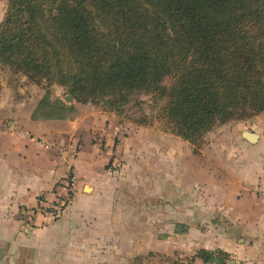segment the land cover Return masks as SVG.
<instances>
[{
	"label": "crops",
	"instance_id": "0c3cea01",
	"mask_svg": "<svg viewBox=\"0 0 264 264\" xmlns=\"http://www.w3.org/2000/svg\"><path fill=\"white\" fill-rule=\"evenodd\" d=\"M36 97L18 94L0 108V264H264L261 136L251 143L243 130L234 136L232 150L193 154L195 179L175 188L163 204L150 199L145 211L134 201L114 205L120 208L116 232L105 239L118 243L106 242L103 249L93 225L94 207L101 210L94 196L102 190L103 175L105 197L112 195L117 184L109 182L104 165L124 155L122 145L111 144L110 115L74 103L73 119H33ZM70 178V202L58 217L34 212L66 197ZM112 208L105 202L109 229L115 222ZM198 250L226 256L203 261Z\"/></svg>",
	"mask_w": 264,
	"mask_h": 264
},
{
	"label": "trees",
	"instance_id": "16d2710c",
	"mask_svg": "<svg viewBox=\"0 0 264 264\" xmlns=\"http://www.w3.org/2000/svg\"><path fill=\"white\" fill-rule=\"evenodd\" d=\"M0 63L82 104L163 100L159 119L198 155L217 124L264 113V0H8ZM73 113L46 91L32 118Z\"/></svg>",
	"mask_w": 264,
	"mask_h": 264
},
{
	"label": "rangeland",
	"instance_id": "374dc122",
	"mask_svg": "<svg viewBox=\"0 0 264 264\" xmlns=\"http://www.w3.org/2000/svg\"><path fill=\"white\" fill-rule=\"evenodd\" d=\"M7 2L8 0H0V21L3 18ZM24 78L26 77L22 73L0 63V108H4L15 95L23 93H27L29 97L36 94L39 102L47 91L51 101L59 100L73 108L74 113L70 119H73L74 115L77 114L73 104L78 102L71 95L73 103L68 104L65 102L64 97L69 95L66 89L55 84L50 85L48 89H45V86L40 87L33 84L37 89L28 91L29 88L25 86V83L30 82ZM170 83V77L163 79L164 85L169 86ZM18 88L21 91L17 90ZM104 101L105 99H99L96 104L93 102L87 103L110 115L112 120L111 144L114 147L122 145L124 155L118 154L112 165L111 162L104 165L106 171L110 174L109 182L114 185L117 184L115 185L116 189L112 190V195L105 197L108 193H105V176L103 175L101 182H99L101 184L98 185L102 190L94 196V201L100 205L101 210H97V206L94 207L95 212L93 215L98 218V221L93 225L94 230L103 237L97 242L99 243L97 246L103 249L107 247L106 242L110 246H116L118 243V239L114 237L105 239V234L107 235L109 231L116 232V212H119L120 208L114 207V205L134 201L136 205L141 204L144 206L142 210L145 211V209H148L150 199H158V203L163 204L162 201L171 196L175 188H181L182 185L193 182L195 177L192 175V169L196 166L192 146L172 133L166 124L159 119L160 109L164 105L163 100L155 101L151 95L144 93L133 94L127 105L113 107L112 109L109 108L107 101ZM56 120L64 121L66 119ZM243 130L252 131L264 140V113L225 124H217L204 136L199 151L221 153L223 150H232L235 137L239 136ZM95 132L98 133V131ZM101 132L104 131L101 130ZM104 138L105 133L99 143L104 144ZM80 142L78 139V143ZM262 144L264 145L263 141L261 142V150L263 149ZM99 169L102 171L100 166ZM69 194L72 193L69 192ZM107 201L113 204L111 210L116 211L115 222L112 223L110 229L107 228L105 223V202ZM179 260L175 256V261L178 262ZM186 260L188 262V259ZM143 264L148 263L143 262Z\"/></svg>",
	"mask_w": 264,
	"mask_h": 264
},
{
	"label": "built area",
	"instance_id": "2783aa9c",
	"mask_svg": "<svg viewBox=\"0 0 264 264\" xmlns=\"http://www.w3.org/2000/svg\"><path fill=\"white\" fill-rule=\"evenodd\" d=\"M67 191L68 193H72L73 191V187L71 184V178L69 179V183L67 184ZM71 195H67L66 197L60 199L57 202H54L53 204L47 206V207H38L36 211L34 212H45L50 214L52 217H58L61 212L63 211V209L69 204L70 202V197ZM32 212V214L34 213ZM24 213H28V212H24ZM238 264H245V263H238Z\"/></svg>",
	"mask_w": 264,
	"mask_h": 264
},
{
	"label": "water",
	"instance_id": "95a60500",
	"mask_svg": "<svg viewBox=\"0 0 264 264\" xmlns=\"http://www.w3.org/2000/svg\"><path fill=\"white\" fill-rule=\"evenodd\" d=\"M64 98L66 103H73V98L70 95H66ZM244 137L249 142L255 143L257 141L258 135L253 132L244 131Z\"/></svg>",
	"mask_w": 264,
	"mask_h": 264
}]
</instances>
